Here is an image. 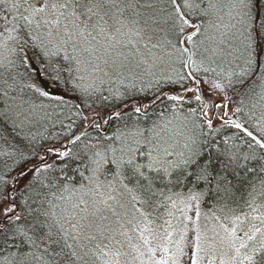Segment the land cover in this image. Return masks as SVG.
Wrapping results in <instances>:
<instances>
[{"label":"snow or ice","instance_id":"obj_1","mask_svg":"<svg viewBox=\"0 0 264 264\" xmlns=\"http://www.w3.org/2000/svg\"><path fill=\"white\" fill-rule=\"evenodd\" d=\"M165 4L158 10L152 0H0V6L15 13L17 21L0 32V49L9 54L0 57V67L14 63L9 56L22 47L23 33L45 56H62L64 63L52 67L54 79L66 76V82L84 94L98 90L96 80L104 83L101 74L109 76L125 67L128 57L119 49L132 47L139 53L140 44L149 52L161 49L164 55L153 54L150 67L167 62L171 75L163 79L181 83L195 80L200 73H216L211 67L216 58L232 55L225 47L226 43L231 47L226 30L239 24L247 54L244 66L216 73L221 79L212 80L211 88L223 93L234 78L244 84L256 70L246 0H232L228 5L227 15L235 24L222 23L218 0H165ZM41 29H46L43 35ZM260 29L264 34V21ZM158 34L162 36L154 43ZM183 68L189 71L184 73ZM146 72L152 74L150 68ZM259 79L260 92L250 91L258 97L252 107L261 109L264 120V72ZM3 95L7 97L8 92ZM182 95L169 99L179 100ZM230 99L226 96L224 102L213 103L196 95L197 102L204 101L200 108L204 124L189 116L174 123L175 116L168 119L163 113L149 124L147 109L137 106L136 118L111 136L78 149L49 148L39 164L15 178L18 184L32 173L20 192V203L13 195L17 188L5 192L8 181L0 177V205L7 202L0 208V264H264V139L253 136L255 145L248 144V152H240L235 145V151L216 147L215 156L211 151V135L219 131L213 126L215 119L243 128L231 118L224 119L227 111L216 116ZM14 115L17 127L28 120L22 111ZM194 115L195 110L190 116ZM260 131L264 133V128ZM79 140L77 136L70 143ZM49 154L62 167L57 169L55 160L48 163ZM53 172L57 175L50 179L47 174ZM234 181L248 183L245 205L251 213L235 214L229 209L232 214L223 220L215 213H204L205 221L216 223L202 224L201 202L213 191L231 195ZM224 208L227 203L222 212ZM189 212H194L195 219Z\"/></svg>","mask_w":264,"mask_h":264},{"label":"trees","instance_id":"obj_2","mask_svg":"<svg viewBox=\"0 0 264 264\" xmlns=\"http://www.w3.org/2000/svg\"><path fill=\"white\" fill-rule=\"evenodd\" d=\"M157 4V9L166 7L165 0H152ZM248 7L246 12L251 18V34L253 36V47L256 69L251 76L245 78L244 84L235 82L231 87L225 89V92H213L211 88V81L221 79L216 73L229 71L235 69L239 71L236 66L242 62L241 56L239 61L229 65L223 58L217 57L216 63L211 64V67L216 68V73L209 72L207 74L200 73L196 75L199 81L202 94L205 99L211 98L213 103L225 101V97H230L227 100V110L232 113L245 127L253 133L264 139V133L260 131L264 128V120L261 119V109L259 107L253 108V103L258 99L250 90L255 93L260 92V73L264 72V34L261 33L260 24L264 21V0H246ZM171 9H168L170 11ZM164 15L165 13H160ZM196 23H201L199 18H196ZM235 47V46H234ZM71 49H69L70 51ZM18 66L23 70L21 81L16 78L18 72L16 67L0 68V177H4L8 181L5 192L14 186L17 174L25 169L27 165L35 166L39 164L40 158L45 155L49 148H56V146H64L65 142L77 133L80 129L85 127L93 116L96 119L87 126V128L79 135L80 140L75 145L69 144L67 147L78 149L85 143H95L97 139H102L104 136H111L118 128H123L124 124L135 119L138 114L134 112V108L141 104L147 109L149 120L151 123L160 117L161 113L168 119H173L174 116L178 119L182 116H189L200 124H204L203 115L200 112L202 101L197 102L194 91H186V93L179 100L169 99V91L179 93L182 88L188 87L193 82L189 78L181 83H170L163 79L159 81L158 85L150 88L147 82H156L157 80L146 78L145 80H127L121 81L117 87L110 85L107 88L101 87L90 89L88 94L82 93L80 90L73 87L71 83L66 84V89L63 85V80L54 79L52 67L55 64H62V56H45L42 48L30 42L19 48ZM52 62V66H50ZM243 67V65H239ZM179 67V65L177 66ZM182 71L187 73L189 70L183 68ZM171 74V70L169 72ZM165 73L163 76L170 75ZM152 79V80H151ZM205 79L208 81L205 82ZM8 83L5 84L4 81ZM49 85L52 89H61L60 96L52 95L48 92L50 89H40V91L47 92L48 96L40 95L36 89H25L28 85L42 86ZM135 85L131 87L130 85ZM147 85V87H145ZM13 88V89H10ZM192 89V88H190ZM7 91L8 96L5 97L3 92ZM159 92L163 94L150 105L146 107V102L151 100ZM51 97H61L62 100L52 99ZM107 97V99H105ZM214 97H218L214 100ZM14 98V99H13ZM243 101V103H242ZM34 105L35 107H33ZM125 105L123 108L122 106ZM237 107L242 108L241 112H235ZM10 111H7L8 109ZM118 110L120 116L113 114L108 123H105V117L109 112ZM195 110L194 117L190 116ZM22 111L28 120L22 127H17L12 120L15 119V112ZM35 113V114H34ZM34 114L36 121H32L30 116ZM221 112L217 111L216 116L219 117ZM87 117V119H85ZM100 118L101 122L97 119ZM142 119V118H141ZM175 119V120H177ZM224 119H228L225 117ZM174 120V121H175ZM214 128H218V132H213L211 135L212 154L216 155V147L221 150L238 146L240 152H248V144L255 145L253 135L248 136L244 129H237L234 125L223 124V121L215 119ZM204 131L207 133L208 129L205 126ZM86 133V135H85ZM208 139V136L203 137ZM227 141V143H226ZM257 151L260 149L257 146ZM23 153L24 158H21ZM57 164V169L62 167V164L56 158L49 154L48 163ZM49 178L55 177L57 172L47 174ZM32 173H28V177L20 178V182L15 184L17 192L13 195L17 198V203H20V192L24 190V185L31 178ZM249 179H255L250 177ZM235 187L232 194L226 196L224 193L217 194L214 191L205 198L202 202L203 206L209 207H223L227 203V209L233 210H248L245 205V200L248 198L249 190L248 183L240 184L234 181ZM36 190H40L37 184ZM30 195V193H25ZM7 206V202L0 205V208ZM35 207V205H33Z\"/></svg>","mask_w":264,"mask_h":264},{"label":"rangeland","instance_id":"obj_3","mask_svg":"<svg viewBox=\"0 0 264 264\" xmlns=\"http://www.w3.org/2000/svg\"><path fill=\"white\" fill-rule=\"evenodd\" d=\"M142 2H143V0H142ZM231 2H232V0H218V3L220 4V6L223 9V11L220 13V15L223 17V20H222L223 24H235L236 23L235 20H230V18L227 15L228 10H229L228 5H230ZM245 11H246V9H245ZM14 15H15V13L9 12L4 7L0 6V32H3L6 27L7 28L13 27L17 23V21L13 20ZM4 17H7V19H4ZM239 29H240V25L237 24L235 29L226 30L228 32V36L226 37V40L230 41L231 47H228L227 43H226L225 47H226V50L228 52L232 53V55L225 56L223 59L227 64L229 63V65L235 63L236 61H239L241 59V56H244L242 54L243 53V45H242L241 40L239 38ZM40 31H41V35H43L46 32V29H41ZM5 35H7V33H5ZM21 35L23 36V41H27V43H28V40H29L30 42H32L27 35H25L23 33ZM161 36H162V34H158L157 37H154L153 42L155 43L156 39L161 37ZM23 41H21L22 46L27 44V43H24ZM9 44H10V46H14L15 42L10 41ZM138 47H139V53H137L136 50L132 47L119 49V51L122 52L124 56L128 57V60L125 61V67L123 69H121V71L119 73H110L109 76H102V74H101V78L103 79L104 83L100 84V81L96 80V88H101V87L107 88L110 85H115L117 87V85L121 81L125 82L127 80H132V81L145 80L146 81L145 77L146 78L152 77V79L160 81L164 77L163 75L165 73L170 72V68H169V65L167 62H157L155 67H150L153 54L159 55V56L164 55V53L161 49H152L151 52H149L148 50L144 49L143 44L138 45ZM18 50H19V48H17V50L14 54H11L9 56V58L11 60H13L14 63L11 65H8L7 67L12 68L15 66L16 67L15 71H17L18 74L14 75V76H16L18 81H21V78H22L21 76L23 75L24 71L21 70L17 64V62H18L17 58H18V54H19ZM5 55H9V54L4 49H0V57H3ZM237 57H239V59H237ZM242 59H243V61L239 62V65L244 64V57H242ZM145 60H147L148 63H143V61H145ZM61 61L63 64L64 61L63 60H61ZM138 61L141 63L138 64ZM50 66H52V62L50 64ZM177 66L178 65H176V67ZM206 66H207V64H206ZM0 68H6V67H0ZM149 68H150V72L152 74H148V72H146V69H149ZM54 76H55V74H54ZM66 79H67L66 76L61 79V80H63V82H65L63 84L65 86L61 87L63 89H66V86H67L66 84H69L68 82H66ZM157 81L155 83L154 82L150 83V81H149L146 84L149 83L148 86L150 88L151 87L154 88L158 85ZM192 83H194V80ZM42 84H43L42 86H37V85L34 87H27L26 86L25 89H50V90H48V92L50 94L60 96L61 89L59 87L57 89H52L49 85H45L43 82H42ZM145 87H147V85H145ZM10 89H13V88H10ZM216 98H218V97H214V100ZM202 104H203V101H202ZM32 106L35 107L34 105H32ZM222 110H225V111H227V113H229L227 108L226 109L221 108L219 110V111H221V114H222ZM211 113H212V110L209 109V115H211ZM34 114L31 115L30 118L32 121L35 122L36 118L34 117ZM182 117H185V116H182ZM174 123H179V119L175 120ZM221 208H222V206L217 207V208H215V207L206 208L205 206H203V204L201 202V204H200V210L202 213L201 223L202 224L207 223L209 225V227H211L213 224L216 223L214 220L205 221L204 217H203L204 213H207L209 215H211L212 213H215L217 216H220L222 220L224 219L225 215L232 214V213H229V209H227V208H224V210L222 212ZM261 211H264V209H261ZM242 212L251 213V210L250 209H248V210H234L235 214H241ZM189 215L192 216L193 219H195L194 212H189ZM225 222L227 223L226 220H225ZM256 223H259V222L257 221ZM189 227H192V225H189ZM191 235H192V233L190 232L189 236L191 237Z\"/></svg>","mask_w":264,"mask_h":264},{"label":"water","instance_id":"obj_4","mask_svg":"<svg viewBox=\"0 0 264 264\" xmlns=\"http://www.w3.org/2000/svg\"><path fill=\"white\" fill-rule=\"evenodd\" d=\"M190 31V30H189ZM188 69V68H187ZM189 70V69H188ZM197 79H195L194 80V83H192L191 85H189L188 87H185V88H182L181 90H180V92L179 93H177V92H174V91H169L168 92V94L170 95V96H173V95H176V96H180L181 94H185L186 93V89H190V88H195V87H198L199 89H200V91L199 92H196L197 93V95L198 94H202V90H201V87H200V84H199V81H198V83H197ZM163 94V92H159L155 97H153L151 100H149V101H147L146 102V107L148 108L153 102H155L161 95ZM182 95V96H183ZM203 95V94H202ZM204 97V96H203ZM205 99V98H204ZM207 99H205V101H206ZM222 102H224V101H222ZM203 103H204V101H203ZM125 105H123L122 106V108L124 107ZM138 106H141V104H138ZM203 106V105H202ZM225 110H222V113L224 112ZM118 113V110H115V111H112V112H109L107 115H106V117H105V120H107V121H109L110 120V118H111V116L113 115V114H117ZM227 118H231L233 121H235V122H238L239 124H241L242 126H243V128L242 129H244L245 131H247V132H251L252 133V135L254 136V137H256V139L257 140H259V139H262V138H260L258 135H256L255 133H253L251 130H249L247 127H245L235 116H233L232 115V113L231 112H229L228 113V116H227ZM94 119H96V116H93L92 117V119L91 120H89L88 121V123H87V125L85 126V127H83L82 129H80L77 133H75L74 135H72V137H70L66 142H65V145L64 146H56V148L57 149H62L63 147H65V146H68L69 144H70V142L72 141V140H74L77 136H79L86 128H87V126L92 122V120H94ZM97 121L98 122H101V119L100 118H98L97 119ZM26 168H29V165H27L26 166ZM25 169H23V170H21V171H24ZM20 171V172H21ZM19 172V173H20ZM18 173V174H19ZM18 174H17V176H18ZM15 184H16V181L14 182V186H15Z\"/></svg>","mask_w":264,"mask_h":264},{"label":"flooded vegetation","instance_id":"obj_5","mask_svg":"<svg viewBox=\"0 0 264 264\" xmlns=\"http://www.w3.org/2000/svg\"><path fill=\"white\" fill-rule=\"evenodd\" d=\"M221 112V111H220Z\"/></svg>","mask_w":264,"mask_h":264}]
</instances>
